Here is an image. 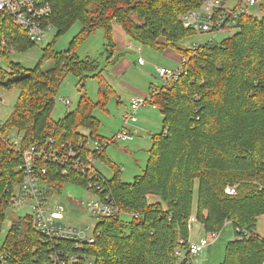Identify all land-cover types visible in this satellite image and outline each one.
<instances>
[{
    "label": "trees",
    "instance_id": "trees-1",
    "mask_svg": "<svg viewBox=\"0 0 264 264\" xmlns=\"http://www.w3.org/2000/svg\"><path fill=\"white\" fill-rule=\"evenodd\" d=\"M43 1L52 8L47 21L56 33L35 68L9 62L10 52L35 43L10 18H1L0 38L5 46L0 47V55L11 72L0 65V87L20 90L2 133L12 128L23 132L24 148L49 140L53 142L46 149L73 144L84 157L92 153L113 169L111 178L101 172L100 178L105 191L131 218L99 220L95 242L80 251L91 255L93 264H178L175 249L180 237L188 238V219L195 214L206 231L220 232L227 221L234 227L235 238L227 242L220 264H263L264 238L257 226L264 215V16L243 15L234 35L192 50L181 43L196 32L184 28L180 16L203 0ZM76 22L82 25L80 32L67 49L55 51L58 37ZM114 22L142 45L161 52L171 47L188 58L187 73L177 81L158 92L150 87L163 126L152 136L145 169L131 182L122 180L121 167L106 155L107 146L101 151L88 146L109 139L99 134L101 121L94 110L108 111L110 99H120L98 60L77 55L79 45L99 29L105 31L107 50L112 52ZM49 59L54 66L45 70L43 64ZM108 61L115 59L109 56ZM22 72L30 76L13 79ZM69 73L78 79L80 96L76 108L56 120L52 117L56 96ZM91 76L98 79L95 101L86 91ZM35 158L49 194L67 183L88 189L85 175L62 174L60 167L41 156ZM23 163L22 154L0 137V264H54L50 255L61 249L76 250L75 243L61 241L53 249L54 241L33 228L31 215L14 219L6 236H1L8 199L14 185L22 181ZM43 166L48 167L47 173H42ZM228 185H236L237 193L228 194Z\"/></svg>",
    "mask_w": 264,
    "mask_h": 264
},
{
    "label": "rangeland",
    "instance_id": "rangeland-1",
    "mask_svg": "<svg viewBox=\"0 0 264 264\" xmlns=\"http://www.w3.org/2000/svg\"><path fill=\"white\" fill-rule=\"evenodd\" d=\"M262 5V9H260ZM252 13L257 17L264 16V0L252 7ZM82 25L76 22L65 33H63L54 44L55 51H62L68 48L70 42L76 34L80 32ZM56 28L52 27L47 32V35L41 40L36 42L33 46L16 50L9 53V62L20 64L23 68H35L43 56V49L47 44L51 43L54 39ZM210 33L197 32L195 35L187 38L181 43V47L189 48L192 43H206L212 38ZM224 33L219 34L213 40L214 43L220 42L225 39ZM108 40L106 39L105 31L99 29L91 33L88 38L79 45L77 55L81 59L92 58L98 60L100 68H103V74L107 77L111 85L119 95L120 101L116 97H112L108 103V111L100 109L94 110V115L101 121L99 134L103 136L112 137L116 136L120 131L126 129L130 131L133 136L123 140H117L110 143L106 148V155L122 169V180L126 182L133 181L134 177L142 173L145 169L149 149L152 146V136L155 132L162 130L163 115L161 111L155 106L149 104L142 106L137 111L138 120L134 123H126L124 114L129 112L131 107V98L135 92L128 85L141 91H148L150 85L162 87L168 84L170 80L159 75L158 67L164 66L175 69L180 66V60L176 49H169L171 56H164L158 50L149 46H142V50L129 51L125 58L130 61L129 67L121 74L118 75L112 71V64H107L109 57ZM139 57L144 59L145 63L139 62ZM122 57L119 58L122 59ZM0 65L8 69L7 62L0 55ZM115 65V64H114ZM54 66L52 59L44 62L43 68L49 69ZM124 83H123V82ZM86 91L92 100H97L98 97V79L89 77L86 80ZM19 88L13 87L11 89L0 87V121L5 122L14 110L16 100L19 95ZM80 96V89L78 86V79L73 73H69L60 84L59 91L56 96L55 107L52 112L54 119L62 118L69 110H74L78 103ZM63 98V99H62ZM146 120L147 123H144ZM83 131L86 132L85 129ZM96 167L106 177L113 176V169L102 159L99 158L95 162ZM197 194V184L195 186V195ZM92 192L85 187L67 183L61 191L53 192L48 197L49 208L58 210L63 208L64 222L79 228H86L89 226L93 228L99 221V218L90 214L87 210L86 203L88 199L93 198ZM156 201L158 198H152ZM31 213L29 207H19L17 209H9L7 218L2 228V238L6 236L10 225L13 220L19 216H24ZM122 218L130 219V215L123 213ZM258 232L264 238V217L258 220ZM219 238L216 242L206 247V249L199 255L193 256L194 264H220L223 261L225 254V247L227 242L235 237V229L231 224H227L219 232ZM204 235L205 230L201 224L196 223L190 236L194 239L198 235ZM199 259L200 263L196 260Z\"/></svg>",
    "mask_w": 264,
    "mask_h": 264
},
{
    "label": "built area",
    "instance_id": "built-area-1",
    "mask_svg": "<svg viewBox=\"0 0 264 264\" xmlns=\"http://www.w3.org/2000/svg\"><path fill=\"white\" fill-rule=\"evenodd\" d=\"M260 0H203L201 5L193 10L187 11L180 16V20L186 29L194 30L196 33H210L212 38L206 42L214 43L213 40L219 34L224 33L226 38L234 35L239 30L240 18L243 15L256 16L252 13V7L256 6ZM260 5V9H262ZM52 14V8L47 1L43 0H0V25L1 18L8 17L12 23L22 28L28 39L34 43L41 41L53 24L47 21ZM218 43V42H217ZM204 43H192L189 47L194 50ZM5 46V40L0 38V47ZM140 63H144L140 59ZM188 58L182 56L180 66L172 69L169 67H158L159 75L170 80L165 86L177 81L182 74L187 73L186 64ZM8 72H11L8 69ZM160 88L153 87L152 91L158 92ZM63 99V98H62ZM2 104V98H0ZM152 105L151 95L143 99H138L131 103L129 112L124 114L126 123H134L138 120L137 111L140 107ZM155 107V106H154ZM4 122L0 121V137L9 147H15L23 156L24 163L20 167L22 171V181L14 185L9 197L8 209L19 207H29L32 216L33 228L53 240L51 247H56L59 242L72 240L76 250H59L53 252L50 257L54 264H93L94 258L80 251L84 246L93 244L100 233L97 224L90 228H79L64 222L63 208L52 210L48 203V185L38 174L35 156H41L50 165L60 167L62 174L76 171L87 177L88 189L92 192L93 198L86 203L87 210L93 216L102 220L104 218L120 217L124 213L118 206L110 192L105 191L104 181L100 172L95 168L94 155L90 153L84 157L80 149L73 144H68L62 149H46V144L52 143L49 140L42 146L34 143L26 148L22 145L23 132L17 128H12L6 133H2ZM133 137L130 131L123 129L112 139L104 141L94 140L89 142L92 151H101L110 143ZM83 145L82 141L80 146ZM42 173H47L48 167L41 168ZM103 177V176H102ZM226 192L230 195L237 193V186L228 185ZM99 222V221H98ZM200 223L195 214L188 219L187 227L189 236L187 239L180 237L179 246L175 249L178 264H193V256L202 253L206 247L213 244L219 238L217 231H206L204 235H198L197 239L190 238V232L194 225ZM227 224H231L229 221ZM204 228V227H203ZM243 239L242 237H240Z\"/></svg>",
    "mask_w": 264,
    "mask_h": 264
},
{
    "label": "crops",
    "instance_id": "crops-1",
    "mask_svg": "<svg viewBox=\"0 0 264 264\" xmlns=\"http://www.w3.org/2000/svg\"><path fill=\"white\" fill-rule=\"evenodd\" d=\"M112 36H113V41H114V45L115 46H114V50L112 52L109 51L110 52L109 53L110 54L109 56L111 57V60L115 59V61L114 62H109L108 61L107 64L110 65V63H111L112 64V66H111L112 71L115 72L118 75H121L129 67V64H130V61L127 58H125V55L129 51H139L140 52L142 50V46L143 45L140 42H138L137 40H134L131 36H129L127 34V32L124 30V28L119 23H117V22H114L113 23ZM169 49H172V48L171 47L170 48H167L165 51L162 52L164 54V56H171V54L169 53L171 51ZM177 55L179 56V60H181L182 55L180 53H177ZM122 56H123V58L119 60V58L122 57ZM140 59H143V58L142 57H139V62H140ZM128 87L132 88L133 91L135 92L133 98H131V103H132L133 101H136L138 99H143V98L147 97L149 95V92H150V89H151L150 87L153 88V87H157V86H151L150 85L148 91H141L139 89L134 88L132 85H128ZM69 111H71V110H69ZM69 111H67V112H69ZM144 123H147L146 120L144 121ZM162 126H163V119H162ZM160 131H158V132H160ZM158 132H155V133H158ZM97 160H95V162ZM95 168L98 170V168L96 167V165H95ZM99 172H101V171H99ZM142 172H143V170H142ZM262 217H264V215L261 216L260 218H262ZM198 224H201V223H198ZM201 226L203 228V225L202 224H201ZM257 232H258V226H257ZM197 237L194 238V239H197ZM190 238L193 239L191 236H190ZM234 238H232L231 240H233ZM197 258H196V260L198 261V263H200V260L197 259ZM193 264H194V262H193Z\"/></svg>",
    "mask_w": 264,
    "mask_h": 264
},
{
    "label": "water",
    "instance_id": "water-1",
    "mask_svg": "<svg viewBox=\"0 0 264 264\" xmlns=\"http://www.w3.org/2000/svg\"><path fill=\"white\" fill-rule=\"evenodd\" d=\"M28 76H30V73H28L27 75H24V72H22V73H20L18 75H15L13 77V79L17 81V80L23 79V78L28 77Z\"/></svg>",
    "mask_w": 264,
    "mask_h": 264
}]
</instances>
